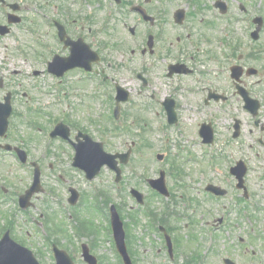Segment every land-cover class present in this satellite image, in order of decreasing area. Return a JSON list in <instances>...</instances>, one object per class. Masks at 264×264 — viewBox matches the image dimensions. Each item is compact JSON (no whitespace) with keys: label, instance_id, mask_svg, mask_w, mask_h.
I'll list each match as a JSON object with an SVG mask.
<instances>
[{"label":"rangeland","instance_id":"374dc122","mask_svg":"<svg viewBox=\"0 0 264 264\" xmlns=\"http://www.w3.org/2000/svg\"><path fill=\"white\" fill-rule=\"evenodd\" d=\"M98 1L22 0L28 6L23 13L26 24H33L32 30L14 26L10 34L0 35V77H4L0 99L11 92L18 111L12 120L14 127L2 143L13 141L28 150L30 160L40 166L44 188L32 196L31 205L25 209L13 198L1 200L0 230L6 224L12 227L14 237L32 249L41 264H55L54 244L66 249L75 264H87L81 255L83 243L90 245L99 264H123L107 213L113 203L124 220L135 264H225V257L236 264H264V148L258 142L259 128L242 101L234 98L228 108L242 120L241 135L234 138V120L220 106L204 103L206 85L231 91L230 68L235 63L256 68L264 65V53L260 60L255 55L258 40L251 38L256 3L261 0H225L229 5L226 14L215 7L216 0H196V7L186 0H151L149 8L159 19L158 27L152 30L158 37L155 53L146 57H142L141 49L146 46L144 33L149 26L138 21L127 6L113 8L110 15L106 4L102 7ZM66 7L73 10L72 20L82 16L86 26L92 24V17L99 22L101 68L130 89L131 98L123 104L117 121L113 118L115 102L110 99V94H115L114 82H102L98 88L87 78L79 83L81 74L70 75L69 84L46 69L35 75L44 68L42 55H47V43L54 51L62 50L45 22L51 17L61 20ZM180 8L188 15L183 26L173 18ZM133 25H138L136 35L128 28ZM177 62L199 71L168 76V65ZM138 73H147L150 83L145 88ZM5 74L13 77L6 80ZM256 80V75L248 80L255 89ZM170 96L178 102L180 120L175 125L168 124L160 105ZM263 113L264 107V121ZM208 120L213 121L216 131L213 145L203 143L198 134V127ZM60 121L71 126V136L80 129L103 141L110 152H124L132 145L130 163L122 166L120 183L106 167L90 181L84 171L73 166L70 144L49 136ZM0 152L4 153L0 155V176L6 188L24 193L32 184L33 165ZM158 154L164 156L162 160ZM240 159L248 165L246 185L251 196L247 200L229 172ZM161 170L166 171L171 199L157 194L147 182L159 177ZM208 183L227 189V195L212 197L205 191ZM69 187L80 192L76 205L68 201ZM131 187L145 194L144 205L132 197ZM167 207L174 215L164 223L175 242L173 261L158 229L163 223L152 216H160ZM78 217L92 220L91 227L97 233L76 234ZM222 217L225 222L220 224ZM61 222L64 229L59 226Z\"/></svg>","mask_w":264,"mask_h":264},{"label":"water","instance_id":"95a60500","mask_svg":"<svg viewBox=\"0 0 264 264\" xmlns=\"http://www.w3.org/2000/svg\"><path fill=\"white\" fill-rule=\"evenodd\" d=\"M222 6V11H226V5L224 3H219ZM143 15L145 18H149L146 13L143 12ZM177 17L178 22H182L184 13L181 12L178 14ZM17 19H13V21H16ZM63 35V33H62ZM150 47L153 46V38L150 37L149 41ZM77 60L78 56H75V53L70 57V59ZM66 59H62V63L64 67L66 68ZM233 75L238 77L241 75V69L240 67H233ZM187 69H184V65L176 64L170 66V74H173L174 72L183 73L187 72ZM253 69L249 71V73H253ZM244 96L249 102L250 100L247 97V93H244ZM129 98V91L124 89L121 86H118V106L116 108V112L118 113V110L120 108V101H127ZM168 114H169V120L171 123L175 122L177 120L176 112L174 109V102L172 100H168L165 102ZM4 105L5 109H0V129H5L7 126V120L8 115L10 114V103L9 99H7V102ZM248 107L250 109L255 110L256 106L255 104H248ZM238 127V126H237ZM200 134L202 137H204V142L206 143H212L214 140V130L212 128L211 124L204 123L202 125V128L200 130ZM53 136L61 135L62 137H68L69 132L66 129V126L64 124H59L56 130L52 133ZM239 132L237 131L235 133V136H238ZM85 137L84 141H80L78 144H76L77 147V155L75 157L74 164L76 166H79L83 168L87 172L88 178L95 177L99 171L101 170L102 166L105 164H108L110 167L114 168L118 172L117 180H120L121 177V169L118 167V162L116 161L117 157L122 158L123 162L128 161L129 153L125 154H109L104 150V144L102 142H95L92 140V138L86 134H83ZM21 158L23 160L26 159V154L24 151H20ZM232 172L237 175V177L240 180V183L238 184L239 187L243 186L244 183V175L246 172V167L244 163L241 161L238 163L237 167H234L232 169ZM165 173H161V178L159 179H151L150 183L160 190L163 193L168 194L166 185H165V179H164ZM208 190L214 191L217 194H225V190H220L218 187L209 185L207 187ZM40 170L37 167L36 173H35V183L34 185L27 191V194L22 196L21 202L24 207H27L29 204V199L32 196L34 192L40 191ZM73 192L72 197L70 198V201L72 203H75L76 200L79 197V193L75 189H71ZM135 196L139 198L140 201H143V196L141 193H139L137 190L132 191ZM112 225L114 229V235L117 241L118 249L120 253L123 255L126 264H132V261L127 253L126 244H125V232L123 228V223L120 219V216L118 212L116 211V208L112 207ZM169 244L170 243V237L168 236ZM56 256H57V264H74L69 257L68 253L64 250H60L59 248L55 249ZM84 256L85 259L90 264H97V259L93 255L90 254L89 248L87 245L84 246ZM225 262L227 264H235L231 259H225ZM0 264H40L38 260L33 255L32 251L27 249L26 247H22L19 244H16L13 242L9 236L6 234L5 238H3L0 241Z\"/></svg>","mask_w":264,"mask_h":264},{"label":"flooded vegetation","instance_id":"af4514ba","mask_svg":"<svg viewBox=\"0 0 264 264\" xmlns=\"http://www.w3.org/2000/svg\"><path fill=\"white\" fill-rule=\"evenodd\" d=\"M13 2H19V0L0 1V24L8 23V16L12 12L11 8H10V4L13 3ZM186 2L187 3L192 2V3H194V6L196 7V5H195L196 0H186ZM105 4H106V10H108L110 12V15H111V13L113 11V8L119 10V9L124 8V7L127 6L130 9L134 5L141 6L142 8H144L146 12H148L149 14H151L152 16L155 17L153 22L144 23L145 25L149 26V27L146 28V31H145L144 34H147V35L154 34L155 38L157 39V37H158L157 36V31L152 30V29L158 27L159 19L157 21V16L155 15L154 12L152 13L150 8H149V6L151 4V0H124L121 4H117L114 0H104L103 3L100 2V0L98 1V5H100L102 7L105 6ZM176 11L173 14V18L174 19H175V16H176ZM261 11H262L261 10V6L258 5L257 9L255 8V12L257 13V15H261L262 14ZM63 12L64 13H63V15L61 17V22L64 23L65 28H66V41L64 43L63 42L61 43V47H62V50H60L61 55L62 56H68L71 53V45H72L71 42L77 40L78 38L84 39V41H86L94 51H98L99 52V49L97 47V37H98V35H100V32H101L100 28H99V25H98L99 22L97 23V21L94 20L93 17H92V24L86 26V24L83 23L84 17H82V16L74 17V19L72 20V12H73V10H70L68 7H66L63 10ZM130 12H132L131 9H130ZM132 13L136 14V12H132ZM17 14L22 17V21L18 25L10 24L11 31L14 28V26H20L23 23V20L25 21V15H24L22 10L19 11ZM94 16L97 17L96 14H94ZM187 16L188 15H187V12H186V19H187ZM140 19L143 20L141 16H140L139 20ZM107 20H111V18H106L105 21H107ZM49 22H51L54 25V19L50 20ZM53 27L56 30L55 25ZM53 27H51V29L54 31ZM56 33H57V30H56ZM263 42H264V25H263V27L261 29L260 37H259L257 43H255L256 46L254 48L255 55L258 54L257 57L259 58V60H260L261 54L264 53V43ZM46 52H47L46 59H44V61H43V64H44L43 65V67H44L43 71H45V69H47V65L49 63V60L53 57L54 54L57 53L51 47H49V50L46 51ZM145 55H147V53ZM241 60H243V59H241ZM91 67H92V70L89 71V72H86V69H84L82 67H77V68L71 69L70 71H68L64 75V77L62 79H60V81L64 82L65 78H66V83H68L69 82L68 78L70 77V75H73L75 73L76 76L79 75V74H82V75L88 76L90 78V80H92L94 83L95 82L99 83V79H100V76H101L102 72L105 73L104 69L101 68V60L92 61ZM190 68L192 69V71H191L192 73H190L191 75H195V72L199 71V70H197V68H194L193 66H191ZM204 76H206V75H204ZM104 79L106 81L109 80L107 75L104 76ZM246 79L247 78H243V83L245 82ZM207 81L208 80H206V77H205L204 78V83L206 84ZM79 82H83V81L80 80ZM231 83H232V85H231V91L232 92L230 90H228L230 92H223L222 89L217 88L214 85H210V84L206 85L205 86L206 95L204 96V102H205L206 105H215V106L218 105V106L222 107L224 109V111H227V112H225L227 117L228 118L233 117V120L235 121L236 120V116H234L233 112L230 111V109H228V107L230 106L231 101L234 98H236L237 100L242 101V103H243V97H242V95H240L236 91L235 85H234L232 80H231ZM263 83H264V65L261 64L258 67L257 80L255 81L257 89H255V87H252V88H254L255 91H258L261 94L258 97L261 100V102H264ZM217 94H220V98H221L220 100H217V98H216ZM210 96H212V97L210 98ZM263 116H264V113H263ZM256 124L258 126H260L261 131L264 132V121L262 122V120L260 121V119H259V120H257ZM9 133L10 132L8 131V133L5 134L4 137H0V146H2L3 144H9V145H12L13 147H15V146L22 147V146H20V144H17V143H15L13 141H5V143H2V140L4 138L7 139V136H9ZM26 151H27V157H28L27 161H29L31 163L32 160H30V154H29L27 149H26ZM6 152L9 153V154L14 155L17 158L19 157V155H18V153H17V151L15 149H11V150H8ZM2 183H3V180H2V178L0 176V197L3 196V194H4V189H3L4 185H2ZM13 194H17L19 196V191L17 193L13 192ZM13 198H14V196H13Z\"/></svg>","mask_w":264,"mask_h":264}]
</instances>
